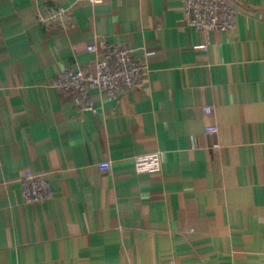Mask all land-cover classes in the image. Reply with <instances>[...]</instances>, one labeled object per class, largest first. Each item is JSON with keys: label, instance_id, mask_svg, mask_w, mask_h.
<instances>
[{"label": "crops", "instance_id": "obj_1", "mask_svg": "<svg viewBox=\"0 0 264 264\" xmlns=\"http://www.w3.org/2000/svg\"><path fill=\"white\" fill-rule=\"evenodd\" d=\"M228 1L215 33L184 0H0V264H264V0ZM55 4L70 28L38 21ZM108 43L136 48L143 85L82 111L53 80ZM28 176L54 196L26 203Z\"/></svg>", "mask_w": 264, "mask_h": 264}, {"label": "built area", "instance_id": "obj_2", "mask_svg": "<svg viewBox=\"0 0 264 264\" xmlns=\"http://www.w3.org/2000/svg\"><path fill=\"white\" fill-rule=\"evenodd\" d=\"M97 3L99 0H81ZM183 16L186 23L198 31L215 33L228 32L236 28L240 9L228 0H184ZM69 10L60 4L43 9L38 21L51 27L62 23L65 29L70 28ZM89 51H102L91 70L67 68L53 80V86L64 97L70 98L82 111L97 113L94 92H99L108 101H116L129 90L138 89L143 85L145 65L136 56V48L131 45L106 44L89 46ZM197 49L208 50L206 45ZM204 112L213 114L214 107L204 106ZM217 124L208 125L206 132L218 133ZM216 144V147H219ZM165 154L158 152L136 157L138 170L141 172L159 169ZM101 170H110V162L99 164ZM23 198L26 203H43L54 196L50 182L41 176H28L21 180Z\"/></svg>", "mask_w": 264, "mask_h": 264}]
</instances>
